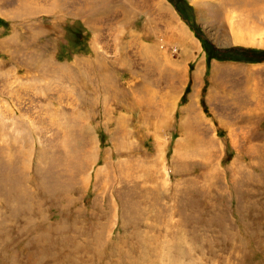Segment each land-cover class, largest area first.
Here are the masks:
<instances>
[{"label":"rangeland","instance_id":"rangeland-1","mask_svg":"<svg viewBox=\"0 0 264 264\" xmlns=\"http://www.w3.org/2000/svg\"><path fill=\"white\" fill-rule=\"evenodd\" d=\"M243 1L0 0V264H264Z\"/></svg>","mask_w":264,"mask_h":264},{"label":"bare ground","instance_id":"bare-ground-1","mask_svg":"<svg viewBox=\"0 0 264 264\" xmlns=\"http://www.w3.org/2000/svg\"><path fill=\"white\" fill-rule=\"evenodd\" d=\"M236 2H237V5H239V4H241V6H244L246 3V1L244 2L243 0H236ZM172 19H175L173 16H172ZM178 24V23H177ZM179 26V25H178ZM180 27H181V29L184 31V33H185V30H184V28H183V26L182 25H180ZM179 28V27H178ZM233 33V32H232ZM179 34V33H178ZM240 35V34H239ZM176 36V35H175ZM179 36H181L180 34H179ZM231 36L233 37V39L234 40H239V36L238 35H235V34H231ZM187 38L189 39V37L187 36ZM238 43V42H237ZM185 48V47H184ZM188 49V48H187ZM196 73H197V71H196ZM85 74H88V71H86L85 72ZM251 98L253 99V97L251 96ZM250 114H253V111H251L250 110Z\"/></svg>","mask_w":264,"mask_h":264}]
</instances>
